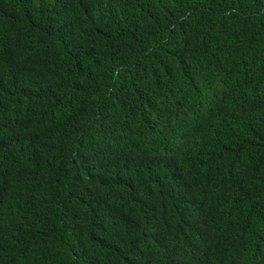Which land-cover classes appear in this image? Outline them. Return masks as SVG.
<instances>
[{"label": "trees", "instance_id": "obj_1", "mask_svg": "<svg viewBox=\"0 0 264 264\" xmlns=\"http://www.w3.org/2000/svg\"><path fill=\"white\" fill-rule=\"evenodd\" d=\"M0 264H264V0H0Z\"/></svg>", "mask_w": 264, "mask_h": 264}]
</instances>
